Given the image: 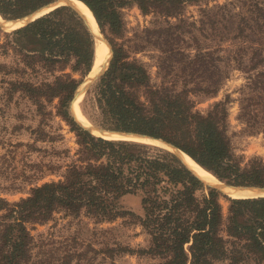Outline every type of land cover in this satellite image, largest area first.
<instances>
[{
    "label": "trees",
    "instance_id": "trees-1",
    "mask_svg": "<svg viewBox=\"0 0 264 264\" xmlns=\"http://www.w3.org/2000/svg\"><path fill=\"white\" fill-rule=\"evenodd\" d=\"M81 1L109 34L113 49L110 66L93 89L101 127L163 140L227 184L264 187V164L257 160L243 167L216 116L195 113L184 93L171 96L152 88L147 69L118 44L125 28L122 9L137 5L143 13H173L203 0ZM51 2L0 0V15L16 20ZM3 35L13 38L6 44L27 66L62 73L51 83L21 82L14 89L26 93L41 112L56 102V113L75 134L78 149L62 180L32 188L19 202L0 201V264H29L34 245L29 226L48 223L58 211L85 212L97 222L131 215L151 238L150 247L138 252L159 257L160 264H264V197H225V213L221 193L206 190L173 153L96 136L72 117L70 101L95 62V40L75 11L63 6ZM68 67L71 74L64 73ZM141 89L148 107L140 101ZM129 194L141 196L143 216L121 208L119 201Z\"/></svg>",
    "mask_w": 264,
    "mask_h": 264
},
{
    "label": "rangeland",
    "instance_id": "rangeland-1",
    "mask_svg": "<svg viewBox=\"0 0 264 264\" xmlns=\"http://www.w3.org/2000/svg\"><path fill=\"white\" fill-rule=\"evenodd\" d=\"M122 18L125 28L118 44L147 69L152 88L171 96L184 93L195 113L216 116L243 167L257 160L264 164V0H203L173 13L156 9L143 13L130 5L122 9ZM0 31V201L16 203L27 198L32 188L62 180L78 147L75 134L56 113V102L46 104L41 112L26 93L14 89L21 82L51 83L62 73H50L39 64L27 66L6 44L13 38L3 34L13 30ZM100 31L108 41L109 34ZM64 73L71 74V68ZM98 79L80 102L81 112L95 129L116 132L101 127L93 97ZM138 94L148 107L145 90ZM73 98L70 114L83 125ZM209 187L205 185L206 190ZM219 192L227 213L225 197H231ZM119 204L135 215L144 214L140 195H125ZM29 227L34 237L29 264L162 262L138 252L150 247L151 238L131 215L97 222L85 212L58 211L48 223Z\"/></svg>",
    "mask_w": 264,
    "mask_h": 264
},
{
    "label": "bare ground",
    "instance_id": "bare-ground-1",
    "mask_svg": "<svg viewBox=\"0 0 264 264\" xmlns=\"http://www.w3.org/2000/svg\"><path fill=\"white\" fill-rule=\"evenodd\" d=\"M76 7L80 10V12L85 15V17L88 19V21L91 24L92 31L98 35L102 36V33L100 31L99 24L92 12V10L82 1L80 0H74L73 1ZM54 8L52 6L48 8L42 9L36 17H40L49 11L53 10ZM29 22L27 20H18V21H10L5 20L0 15V25L5 29H11L16 30L18 28H21L25 25H27ZM96 47H97V57L94 62V66L92 71L90 72V75L88 79L80 86V93L77 98L74 99L72 105L74 104V110L76 107V113L81 121V123L91 131L95 133V135L101 136L106 139L110 140H134V141H140L143 143H155L157 145H161L162 143L158 141H153L149 138H134L128 134H117L114 132H109L105 130H99L95 129L88 120L83 116L81 112L80 102L85 97L86 92L89 90V88L93 85V83L97 80V75L104 69H106L108 62L110 60L111 56V50L108 45H106L104 42L100 41L99 39H96ZM108 68V67H107ZM94 80V81H93ZM93 81V82H92ZM163 148V147H162ZM167 150V149H166ZM183 160L185 163L194 171V173L199 176V178L203 179L207 183L211 184H217L220 186H224V183H222L217 177H215L211 172L207 171V169H204L201 165H199L196 161H194L189 155L185 154L184 152L181 153ZM223 191L228 194L233 199H250L260 196V192H258L255 189H235L232 187H224Z\"/></svg>",
    "mask_w": 264,
    "mask_h": 264
},
{
    "label": "water",
    "instance_id": "water-1",
    "mask_svg": "<svg viewBox=\"0 0 264 264\" xmlns=\"http://www.w3.org/2000/svg\"><path fill=\"white\" fill-rule=\"evenodd\" d=\"M73 1H74V0H58V1L54 2L51 6L54 8L53 10L65 6V7H69V8L72 9L73 11H75V12L81 17V19L84 21V23H85V25L87 26L88 30L90 31V33H91L93 39L95 40V59H96V57H97L96 39H99L100 41L104 42L106 45H108V46L110 47V50H111L110 60H111L113 50H112V47H111L110 43H109V42H108L103 36H98V35H96V34L92 31L90 22H89L88 19L85 17V15H83V14L80 12V10L76 7V5L74 4ZM48 7H50V5H47V6L41 8V9H39V10H37V11H34V12L30 13L29 15H27V16H25V17H23V18L16 19V20H10V21H18V20H23V21H24V20H27V21L29 22L28 24H30V23L34 22L35 20H37L38 18H40V17H42V16H44V15L50 13L51 11H53V10H51L50 12H48V13H46V14L40 16V17H36L37 14H38L42 9H44V8H48ZM28 24H27V25H28ZM25 26H26V25H25ZM23 27H24V26H23ZM0 28L3 29V27H2L1 25H0ZM110 60H109V63H110ZM106 70H107V69L102 70V71L97 75V79H98V78H99V77H100V76H101ZM79 93H80V88L76 91L73 100L79 96ZM72 103H73V101H72ZM76 122H77V121H76ZM78 124H79L80 126H82L83 128L87 129L88 131H90L91 133L94 134L93 131H91L90 129H88V128H86L85 126L81 125L79 122H78ZM114 133H117V134H123V133H124V134H128V135H130V136H132V137H134V138H135V137H136V138H149V139H152V140L155 141V142L158 141V142L162 143V147L165 148V149H167L169 152L173 153V154L179 159V161H180V162H181V163H182V164H183V165H184V166H185V167H186V168H187V169H188L193 175H195L198 179H200V181H201L204 185H206V186H210V187H212V188H215V189L221 191V192L224 193V194H226V193L223 191L224 187H232V188H235V189H243V188H246V189H255V190H257L258 192H260L261 195L258 196V197H255V198L264 197V188H262V187H240V186H239V187H235V186H229V185H226V184H224V186H220V185H217V184L207 183V182L204 181L203 179L199 178V176H197V175L194 173V171H193V170H192V169H191V168L185 163V161L183 160L182 155H181V153H182L181 150H179L178 148H176L175 146H173V145H171V144H169V143H166V142L163 141V140L155 139V138H152V137H149V136H146V135L136 134V133H125V132H114ZM100 137H101V136H100ZM160 146H161V145H160ZM226 195H228V194H226ZM228 196H229V195H228ZM229 197H230V196H229Z\"/></svg>",
    "mask_w": 264,
    "mask_h": 264
}]
</instances>
